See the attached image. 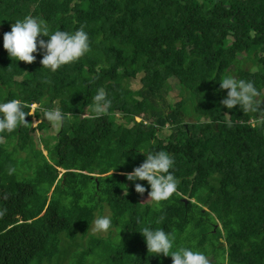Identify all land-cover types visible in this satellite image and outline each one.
<instances>
[{"label": "trees", "instance_id": "obj_1", "mask_svg": "<svg viewBox=\"0 0 264 264\" xmlns=\"http://www.w3.org/2000/svg\"><path fill=\"white\" fill-rule=\"evenodd\" d=\"M29 15L50 34L83 27L91 51L55 72L43 50L31 64L12 59L4 34ZM226 77L252 82L264 101V0H0V103H37L42 119L0 134V264H173L148 252L144 227L209 264H264V103L228 109ZM100 88L108 113L84 118ZM42 109L71 114L42 136L47 154L35 135L52 126ZM141 151L174 158L181 196L143 201L148 182L124 175ZM106 210L114 230L93 234Z\"/></svg>", "mask_w": 264, "mask_h": 264}, {"label": "clouds", "instance_id": "obj_2", "mask_svg": "<svg viewBox=\"0 0 264 264\" xmlns=\"http://www.w3.org/2000/svg\"><path fill=\"white\" fill-rule=\"evenodd\" d=\"M41 35L50 37V39L48 41H45L43 38L39 39L38 49L37 41ZM3 46L12 59L29 64L36 60V56L33 53L43 50L45 54L41 63L44 68H48L53 72L63 65L79 61L86 53L91 51L89 36L83 27L74 34L60 30L50 34L47 25L43 21L30 15L26 16L22 21L17 20L12 25L11 31L4 34ZM220 88L228 90L227 96L221 101L228 109L239 106L244 113L256 112L261 104L264 103V101L258 99L260 93L252 82L226 77L220 83ZM33 105H35L36 111L39 106L37 103H33L30 106L16 99L0 103V134L4 132L11 133L18 126H27L29 122L26 120V117L35 114V112L32 110L25 112L24 109H31ZM110 107L111 101L107 99L105 90L100 88L94 96V103L91 106H87L83 117L98 119L106 115ZM89 108L91 109V116L88 114ZM41 112L43 119H46L56 128L63 126L65 122L71 120V114L63 113L60 109H42ZM137 120L140 121L141 118ZM37 122H35V125ZM226 124L228 127H232L231 120H226ZM3 143L4 137L0 135V144ZM143 153L146 155V160L140 166L135 167L133 171L124 174L127 180H146L151 187L148 199L153 200L157 205L162 201L170 200L174 194L181 196V193L178 191L179 182L175 178L174 173L170 171L175 165L174 158L165 151ZM15 171L14 167H9L8 169L9 175H12ZM135 191L143 196L147 189L143 184L136 183ZM4 198L7 199V195ZM81 205L83 206V201H81ZM6 212V208L0 210V218ZM163 219L164 217H161L157 220V223ZM111 227L112 221L109 217H99L91 225V231L93 234L107 233ZM140 232L146 239L148 252L156 256H160L161 254L163 256H171L173 264H209V260L201 252H193L184 247L173 251L174 237L170 239V234L166 233L163 229L153 230L150 227H144Z\"/></svg>", "mask_w": 264, "mask_h": 264}, {"label": "rangeland", "instance_id": "obj_3", "mask_svg": "<svg viewBox=\"0 0 264 264\" xmlns=\"http://www.w3.org/2000/svg\"><path fill=\"white\" fill-rule=\"evenodd\" d=\"M138 85H139V81H138V79H136L135 82H134V86L136 87V86H138ZM180 97H181V96H180L178 93H176V92H172V93H170V95L168 96L170 102H176V101L180 100ZM35 108H36L35 105H33V107H31V110L35 112ZM118 116H121V115L118 114ZM140 118H141V117H136V119H140ZM36 121H38V122H37V124L35 125V122H36ZM41 121H42V119H38V118L33 114V123H32V125L37 126ZM35 126H33V127H35ZM57 130H58V128L53 127V126H51V128H49L48 130H40V129H37V130H36L35 135H36V138H37V140H38V143L40 144V146H39V145H38V146L44 150V153H45V154L48 153V150L45 149V141H43L42 136H44V137L46 138L47 135H50V136H51V134L56 133ZM165 132H166V133H170V131H168V130L165 131ZM53 141H55V139L51 137L50 140L48 141V143H50V142L52 143ZM23 154H24V153H23ZM62 171H63V170H62ZM148 198H149V196L144 197V198H143V201L149 200ZM110 214H111L110 211L106 210V211L103 213L102 216L97 215V218H99V217H105V216H107V217L110 218ZM97 218H96V219H97ZM219 225H221V223H219ZM114 228H115V226L112 227V228H110L109 231H108L107 233H103V232H101V233H97V234H99V235H101V236H108L109 233H110V231H111L112 229L114 230ZM223 247H227L226 242L223 244Z\"/></svg>", "mask_w": 264, "mask_h": 264}, {"label": "water", "instance_id": "obj_4", "mask_svg": "<svg viewBox=\"0 0 264 264\" xmlns=\"http://www.w3.org/2000/svg\"><path fill=\"white\" fill-rule=\"evenodd\" d=\"M121 178H123V175ZM184 201L187 203L189 201L188 197H184Z\"/></svg>", "mask_w": 264, "mask_h": 264}]
</instances>
